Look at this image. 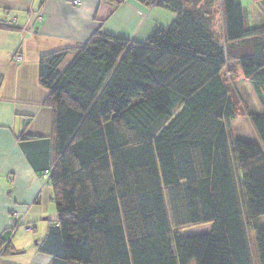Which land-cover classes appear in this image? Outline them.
Wrapping results in <instances>:
<instances>
[{"label": "trees", "instance_id": "16d2710c", "mask_svg": "<svg viewBox=\"0 0 264 264\" xmlns=\"http://www.w3.org/2000/svg\"><path fill=\"white\" fill-rule=\"evenodd\" d=\"M136 1L175 18L144 42L96 32L62 73L67 51L40 59L56 218L39 252L50 264H253L252 228L264 264V23H251L249 0ZM233 62L263 109L248 113L250 141L229 128Z\"/></svg>", "mask_w": 264, "mask_h": 264}, {"label": "crops", "instance_id": "0c3cea01", "mask_svg": "<svg viewBox=\"0 0 264 264\" xmlns=\"http://www.w3.org/2000/svg\"><path fill=\"white\" fill-rule=\"evenodd\" d=\"M118 1L114 6L105 0H0V264L51 261L39 252L56 218L51 186L42 178L54 157L40 59L60 51L73 59L96 32L144 42L154 27H167L175 18L154 5ZM37 15L41 19L33 23ZM31 28L32 35L24 32Z\"/></svg>", "mask_w": 264, "mask_h": 264}, {"label": "rangeland", "instance_id": "374dc122", "mask_svg": "<svg viewBox=\"0 0 264 264\" xmlns=\"http://www.w3.org/2000/svg\"><path fill=\"white\" fill-rule=\"evenodd\" d=\"M206 1L210 2L211 0H200L201 3H205ZM248 3V11L250 12L249 15L251 16V23L255 25L263 24L264 11L262 10L260 4L256 0H249ZM211 8L215 13L213 17L214 31L216 34H221L222 21L220 14V5L218 2H215L211 5ZM71 60L72 57L70 55L62 62L59 68L61 73L64 72ZM231 65H233V71L230 75H226L225 78L231 88H234L237 91L238 98L236 104L235 117L230 123L229 128L237 139H244L246 141H250L254 137V132L249 123L248 113L261 112L263 110L261 106V100L254 93L250 83L243 76L242 71L237 65V63L233 62L231 63ZM258 225L264 227V217H262L258 221ZM210 230L211 224H203L184 229L180 232V235L182 237L200 235L208 233L210 232ZM247 233L252 262L253 264H258L252 228H249L247 230Z\"/></svg>", "mask_w": 264, "mask_h": 264}, {"label": "built area", "instance_id": "2783aa9c", "mask_svg": "<svg viewBox=\"0 0 264 264\" xmlns=\"http://www.w3.org/2000/svg\"><path fill=\"white\" fill-rule=\"evenodd\" d=\"M40 19H41L40 16L37 15V16L35 17L33 23H35V22H39ZM23 31H24V30H23ZM24 32L27 33L28 35H32V33H33L32 28L29 29L28 31H24ZM15 60H16V61H20V60H21V57H20L19 54H16V55H15ZM24 120H25L26 122H29V119H28V118H25ZM43 178L46 179V178H47V175L44 174ZM16 218H17V217H16Z\"/></svg>", "mask_w": 264, "mask_h": 264}]
</instances>
